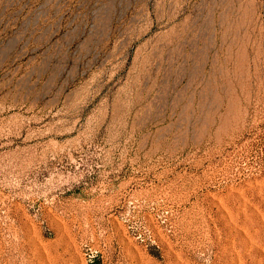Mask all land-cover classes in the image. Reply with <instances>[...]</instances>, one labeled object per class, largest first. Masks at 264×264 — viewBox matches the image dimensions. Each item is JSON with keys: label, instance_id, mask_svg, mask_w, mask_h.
Masks as SVG:
<instances>
[{"label": "rangeland", "instance_id": "1", "mask_svg": "<svg viewBox=\"0 0 264 264\" xmlns=\"http://www.w3.org/2000/svg\"><path fill=\"white\" fill-rule=\"evenodd\" d=\"M0 264H264V0H0Z\"/></svg>", "mask_w": 264, "mask_h": 264}]
</instances>
